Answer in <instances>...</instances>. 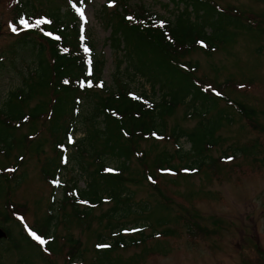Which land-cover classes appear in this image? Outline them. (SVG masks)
<instances>
[{
	"label": "trees",
	"instance_id": "obj_1",
	"mask_svg": "<svg viewBox=\"0 0 264 264\" xmlns=\"http://www.w3.org/2000/svg\"><path fill=\"white\" fill-rule=\"evenodd\" d=\"M60 1L66 5V11L58 5V0L37 1L51 13L49 16L53 19V24L20 34L16 37L13 48L7 49L8 54L0 62V79H3L7 70L13 69L22 77L23 83L22 88L10 91L6 101L0 106V201L3 202L10 192L8 186L11 178L6 173H10V177L17 173V169L11 170L8 167L11 166L13 154H18L15 156L17 158L30 148L38 154L43 152L48 143V139L41 138L32 147L26 146L24 140L17 135L20 125L30 123L28 134L33 133L36 137L42 133L40 127L45 128L58 157L57 161L49 159L42 168L44 177L54 185L53 199L48 206L47 215L40 222V228H34L44 240V248L36 247L22 225L14 221V203H7V206L4 204L3 207L2 202L0 203V229L4 231V239L14 246L15 251L21 252L22 243L32 246L35 255L30 252L29 257H22L18 264H35V259L45 257V249H48L49 253L57 252L55 234L62 223L59 213L63 209L65 212L66 205L72 209L70 218L75 219L79 226H83L91 219L95 209L105 203H114L103 216L110 220L108 226L112 230L111 233L116 230L118 238L114 239L110 246L105 240L98 239V246L101 247H96L94 257V264H114L111 259L113 252L145 244L153 236L156 237L157 233L164 237L173 234V230L166 229L162 232L154 231L149 236L142 233L139 238L125 237L122 232L127 230L126 226L113 222L138 213V208L141 212H147L149 209L148 204L137 205L135 208L133 196L126 185V182L131 180L124 176L130 173L131 158L138 156L143 166L148 164V153L140 149L142 142L155 139L153 135L156 134L160 138L166 137V141H174L178 146L182 139L188 140L191 145L187 152L179 148L171 153L164 151L156 155L153 161L155 173L146 170L144 177L154 189H158L159 185L155 175L164 177L161 173L165 171L175 173L180 179L206 172L205 177L210 179L212 175L207 171L219 168L221 159H216L209 153L218 147L221 140L220 136H217L218 132L225 124H231L228 108L218 111L220 99L211 91L200 87L201 79L195 75L199 67L196 63L186 60V57L192 50H201L207 56H212L214 51L222 47L223 41H226L223 37L228 34L230 28H233L231 33L235 39L240 32L263 37L264 20L257 27L258 23H254L256 19L249 18V25H246L243 15L239 14L237 9L235 12L223 11L215 0H166L177 10L183 8L174 22H162L161 18L142 9L132 14L129 11L130 5L125 1L123 5L120 4L112 10V13L105 6L103 10L107 16L106 27L111 31L108 42L118 58L114 79L116 85L109 88L100 83L105 63L94 56V74L91 77L94 86L88 87L85 84L82 87L74 83L80 77L88 79L85 74L83 39L78 28V18L73 10L79 0ZM116 2L119 3L117 0ZM35 4L33 0L23 1L21 13L35 15L37 12L32 10L35 9ZM207 28L211 29V33L206 32ZM46 30L52 31L61 40L46 38L42 33ZM205 47L208 50H205ZM25 56L32 62V71L27 75L13 64L15 59L20 60ZM124 74L132 80L137 81L139 78L145 81L150 87V94L143 92L142 97L133 96L130 86L122 78ZM67 78L70 79L69 84L64 82ZM34 100L36 104L31 106ZM231 104L241 117L252 120L250 123L255 125L253 121L258 116L255 109L239 101ZM181 106L194 111V114L190 115L204 118L190 132L176 125L167 134L166 119L172 117ZM212 111L216 113L206 118ZM40 121H44L48 126L41 125ZM82 127L85 128L84 137L73 144L76 148L73 155L74 165L81 167L84 175L89 176L90 182L85 189H79L74 182L64 191L62 199L57 203L54 198L59 187L57 179L71 164V160L69 163L66 160L67 157L70 159L68 151L73 148L68 144V140L77 131L81 132ZM157 144L158 142L153 141L152 146ZM101 147L103 150H99ZM246 149V146L235 147L233 154L236 156L237 152L246 153ZM86 156L99 163L93 173L88 170V164L84 165L82 161ZM107 157L113 158L118 164L113 171L106 165ZM226 157L227 154H224L222 158ZM20 158L24 157L18 159ZM82 164L84 166H81ZM15 167L18 168L16 165ZM146 168L150 169L149 164ZM24 181L25 174H20L16 178V185ZM101 184L104 189H101ZM80 205H83V208ZM19 206L21 205H16ZM163 210L165 211L164 208ZM168 217L157 219V226L167 225ZM102 219L103 217L100 222ZM16 230L17 235L13 234ZM192 231L193 228H189V235H193ZM69 244L67 261L68 264H74L81 256L80 243L70 239ZM256 261L248 258L249 264Z\"/></svg>",
	"mask_w": 264,
	"mask_h": 264
},
{
	"label": "rangeland",
	"instance_id": "obj_2",
	"mask_svg": "<svg viewBox=\"0 0 264 264\" xmlns=\"http://www.w3.org/2000/svg\"><path fill=\"white\" fill-rule=\"evenodd\" d=\"M12 1L0 0V57L3 56V52L4 55L8 54L7 49L13 48L16 39L10 34L7 25V22L15 16ZM108 1L116 4V0H85V5L79 10L78 15L81 29L85 32L88 41H91L99 61L105 63L100 80L104 81L107 87L112 88L116 85L114 79L118 58L108 42L111 31L106 27L107 16L103 10ZM117 1L119 3L117 2L115 8L120 4L123 5L125 1L130 5L129 11L132 14L142 9L172 22L183 11L182 7L177 10L166 0ZM215 1L222 9L234 10V12L237 9L239 14L243 15V22L246 25H249V18L256 19L254 23H258L257 27L263 23L264 0ZM59 6L64 8L65 4L60 2ZM36 8L42 10L41 14L46 15L45 7L36 3ZM228 16L232 15L228 14ZM192 21H194L193 17ZM231 31L233 28H230V31L228 29V34L223 37L226 41H223L222 47L213 52L212 56H207L201 50H192L186 60L198 65L199 69L195 75L203 80L199 83L201 88L204 90L218 88L225 92L224 95L230 101L242 102L257 111L258 116L253 121L254 126L250 123L252 120L241 117L236 109L232 107L231 109L225 101H221L217 108L218 111L228 108L231 124H225L218 132L217 136H220L221 140L218 147L209 154L218 159L224 154L231 156L235 147L244 146L247 147L246 153L237 154L233 162H220L219 168L207 171L212 175L210 179L205 177L206 172L181 179L170 175L164 177L155 175L159 185L158 189H154L144 179L145 172L149 170L155 173L156 167L153 161L156 155L164 151L174 152L176 150L174 141L161 142L155 147L152 146L151 141L142 142L140 149L148 153L146 160L150 169L144 168L133 157L130 162V173L124 176L131 180L127 181L126 185L133 196L135 208L137 205L148 204L149 209L147 212H141L138 208V213L113 222L118 225L123 224L133 231L139 228L146 236L153 234L154 231L162 232L166 229L173 230V234L168 237L152 238L145 244L113 252L111 259L114 264H249L248 258L257 260L252 264H264V36L259 38L253 33L240 32L235 39ZM206 32L211 33V29L207 28ZM15 66L27 75L32 69V62L25 56L17 60ZM122 78L133 91L150 94L148 91L150 87L145 81L139 78L137 81L132 80L125 74ZM22 86V77L17 71L7 70L3 79H0V106L6 101L10 91H16ZM34 104L36 100L31 106ZM190 113L194 112L186 106L178 107L174 115L166 119L167 134L176 125L187 132L194 130L201 118ZM215 113L216 111H212L206 118ZM40 123L48 126L44 121ZM29 126L30 123H24L17 128L19 131L17 135L24 140L26 146L32 147L41 138L48 139V143L44 146L43 152L38 154L31 148L19 156L24 158L18 159L19 157H15L18 154H13L11 166L8 167L11 170L17 169V173L12 174L11 177L10 173H6L11 178L8 186L10 192L0 203L2 202V207L4 204L14 203V212L23 214L24 221L28 225L39 229L40 222L47 215L54 191L51 182L44 177L42 168L49 159L57 161L58 157L45 128L41 126L42 133L37 137L29 138L36 136L33 133L28 134ZM84 132L85 128L82 127L81 132L77 131L75 134V139L80 141L84 137ZM180 143L184 151L191 149L188 140L182 139ZM99 150H103L102 147ZM75 151V147L70 149L71 164L59 179L63 183L75 182L79 189H85L90 182L89 176L84 175L80 166L74 165ZM82 161L84 165L88 164L86 166L90 173L98 168L99 163L95 159L86 156ZM106 165L112 168L118 166L111 157H107ZM20 174H25V181L16 185V178ZM104 188L101 184V189ZM56 195V201H59L63 191L57 190ZM16 205L21 206L16 207ZM113 205L114 203L102 204L93 211L91 219L83 226H79L75 219L70 218L72 209L66 205L65 212L63 209L59 213L62 223L55 234V243L58 244H54L58 248L57 252L49 253V250L45 249V257L35 259L34 263L68 264L69 240L73 239L80 243L81 256L76 259V263L94 264L98 239L112 243L115 238L112 235L117 232L114 230L115 232L111 233L112 230L108 226L110 220L103 216ZM80 206L83 208V205ZM167 216L169 223L165 226H157V219ZM14 221L18 223L16 219ZM189 228H193V235H189ZM14 233L17 235L18 231ZM4 235V231L0 229V264H18L22 257H29L30 252L35 255L30 244L22 243L21 252L15 251L14 246L4 239ZM135 237L139 238L140 235L136 234ZM35 245L40 246L37 239Z\"/></svg>",
	"mask_w": 264,
	"mask_h": 264
}]
</instances>
